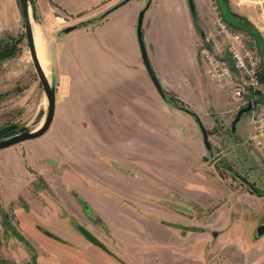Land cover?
<instances>
[{
	"label": "crops",
	"instance_id": "obj_1",
	"mask_svg": "<svg viewBox=\"0 0 264 264\" xmlns=\"http://www.w3.org/2000/svg\"><path fill=\"white\" fill-rule=\"evenodd\" d=\"M121 1L32 0L36 18L48 19L59 12L76 23L91 22L58 35L54 41L49 57L54 83L52 122L57 115L69 119L60 120L55 150L44 151L38 166L30 158L29 167L40 176H14L6 184L11 187L10 198L15 187L25 195L15 194L21 209L39 211L44 205H54L47 192L76 218V192L96 211L116 212L117 219L129 221L131 209L144 210L148 203L161 206L152 182L159 177L171 179L166 165L179 161L167 153L169 150L201 158L213 148L212 137L224 133L228 137L238 130L234 124L233 130L230 126L227 131L231 115L238 110L235 103L204 74L198 56L197 41L211 24V0H191L194 17L188 0H148L140 25L148 63L162 92L170 93L196 114L207 132L208 149L194 118L155 89L141 60L136 19L146 0ZM226 3L256 27L264 42V0ZM71 49L78 50V57L71 55ZM39 55L44 65L43 49ZM83 115L99 117L100 128L92 127L100 133L99 138L82 133ZM248 128L251 131V126ZM238 144L234 142V148ZM161 166L165 171L161 172ZM20 171L26 174L24 165Z\"/></svg>",
	"mask_w": 264,
	"mask_h": 264
},
{
	"label": "rangeland",
	"instance_id": "obj_2",
	"mask_svg": "<svg viewBox=\"0 0 264 264\" xmlns=\"http://www.w3.org/2000/svg\"><path fill=\"white\" fill-rule=\"evenodd\" d=\"M210 5L213 12L215 1ZM35 21L46 77L54 86L49 69L54 41L62 36L63 27L79 22L59 12ZM6 51L9 55L4 56ZM71 51L78 57L77 49ZM45 110L46 98L31 63L19 1L0 0V128L16 125L34 130ZM191 117L199 127L198 119ZM249 117V111L242 113L235 123L238 130L230 136L212 137L213 148L201 158L169 150L179 161L166 165L171 179L159 177L152 182L146 178L158 189L161 206L148 203L144 210L131 209L127 222L117 219L116 212L96 211L73 191L76 218L46 191L54 205L39 211L21 209L17 187L10 198L11 187L6 184L11 178L40 176L29 167L30 158L38 166L44 151L55 150L60 120L69 119L57 115L41 136L0 149V264H264V233L255 234L256 225L264 224V146L247 141ZM80 119L83 134H96L92 127L100 128L99 117ZM234 142L238 147L234 148ZM163 145L167 146L164 141ZM22 165L26 174L20 171ZM166 167L161 166V172ZM193 200L202 205L195 206Z\"/></svg>",
	"mask_w": 264,
	"mask_h": 264
},
{
	"label": "built area",
	"instance_id": "obj_3",
	"mask_svg": "<svg viewBox=\"0 0 264 264\" xmlns=\"http://www.w3.org/2000/svg\"><path fill=\"white\" fill-rule=\"evenodd\" d=\"M211 24L197 41L198 56L204 74L216 89L228 95L236 108L252 104L247 141L255 147L264 146V104L253 105L261 94L260 59L252 39L227 24L214 6ZM264 18V12L261 13Z\"/></svg>",
	"mask_w": 264,
	"mask_h": 264
},
{
	"label": "water",
	"instance_id": "obj_4",
	"mask_svg": "<svg viewBox=\"0 0 264 264\" xmlns=\"http://www.w3.org/2000/svg\"><path fill=\"white\" fill-rule=\"evenodd\" d=\"M18 1L20 4L22 23H23V27H24V36L26 39L31 63H32V66L34 68L35 74L37 76L38 82H39V84L42 88V91L45 95V98H46V110H45L44 119L38 128H36L34 130H27V129H25V127H20L18 129L17 133L0 139V149L21 143L22 141H25V140L35 139V138L41 136L42 134H44L48 130V128L52 122L53 114H54V86L49 84L47 77L45 76L43 70L41 69V66L38 62V59H37V56L35 53L34 44H33L32 31H31V26H30V21H29V11H30L31 18L34 21H35V18L33 15L32 8H31V0H18ZM124 1H126V0H122L121 3H123ZM214 1H215L216 7L218 8V11H219L221 17L223 18V20L227 24H229L230 26H232L233 28H235L237 30H240V31L248 34L252 38V40L256 46L258 55H259L261 72L264 74V42H263V39H262L260 33L256 29V27L250 22L246 23V22L239 20L233 14V11H231V9H229L228 4L224 0H214ZM188 5H189L190 9H193V4H192L191 0H188ZM143 10L144 9L139 10V12L137 14V19H136V37H137V42H138V46H139V50H140L141 60H142L144 66L146 68V71H147L149 78H150L152 84L154 85L155 89L159 93L163 94L162 90L160 88V84H159L155 74L153 73V71H152V69L148 63L147 56L145 53V49L143 46V42L141 39L140 25H141ZM55 14H57V13H55ZM76 27H77V24H71V25L63 27L61 29V31L63 33H67L69 31L75 29ZM256 104H264V94L258 95L253 100V105H256ZM251 106H252V104L250 102H248L245 106L240 107L236 111L235 117L233 118V120L231 122V129L232 130H233L234 124L237 121V119L239 118V116L244 112L250 111ZM198 125H199V128L201 129L203 144H204L205 148L208 149L209 148V142L207 140V132L199 122H198ZM263 233H264V225L263 224L258 225L255 228V234L257 236H260ZM212 235H215L214 231L212 232Z\"/></svg>",
	"mask_w": 264,
	"mask_h": 264
},
{
	"label": "trees",
	"instance_id": "obj_5",
	"mask_svg": "<svg viewBox=\"0 0 264 264\" xmlns=\"http://www.w3.org/2000/svg\"><path fill=\"white\" fill-rule=\"evenodd\" d=\"M225 2H227V0H224ZM125 2V1H124ZM117 5L113 6L112 8L116 7ZM31 8H32V11H33V15H34V18L36 19V16H35V8H34V4L31 0ZM112 8L108 9L106 12H108L109 10H111ZM218 9V8H217ZM191 10V15L194 17V9H190ZM105 12V13H106ZM233 14L241 21L243 22H246V23H249L248 20H246L245 18L239 16L237 13L233 12ZM104 15V14H103ZM89 22H91L90 20H87V21H83V22H79L77 23V27H80V26H85L87 25ZM246 34V33H245ZM248 35V34H246ZM249 36V35H248ZM250 37V36H249ZM251 38V37H250ZM252 39V38H251ZM6 55H9V52L4 54V56ZM259 80L260 82H264V74L262 72H260L259 74ZM163 95L165 96V99H167V101H170L172 102L175 106H177L178 108L180 109H183L185 111H187L188 113H190L191 115H193L194 117L197 118V116L191 111L189 110L181 101L177 100L176 98H174L170 93H165V92H162ZM261 94H264V90L261 92ZM18 127L16 125H11V126H7V127H3V128H0V139L1 138H4V137H7V136H10L12 134H15L18 132ZM264 194V193H262Z\"/></svg>",
	"mask_w": 264,
	"mask_h": 264
},
{
	"label": "bare ground",
	"instance_id": "obj_6",
	"mask_svg": "<svg viewBox=\"0 0 264 264\" xmlns=\"http://www.w3.org/2000/svg\"><path fill=\"white\" fill-rule=\"evenodd\" d=\"M29 21H30V26H31V31H32V38H33V44H34V48H35V53H36L38 62L40 64V66H41V69L43 70V72H44V74L46 76L45 69H44V65L42 63L43 61L41 62L40 55H39V53H40V39H41L39 37V29H38V26H37V22L34 21L31 18L30 11H29Z\"/></svg>",
	"mask_w": 264,
	"mask_h": 264
},
{
	"label": "flooded vegetation",
	"instance_id": "obj_7",
	"mask_svg": "<svg viewBox=\"0 0 264 264\" xmlns=\"http://www.w3.org/2000/svg\"><path fill=\"white\" fill-rule=\"evenodd\" d=\"M251 186H252V185H251ZM263 193H264V192H263ZM261 224H263V223H261V222H260V223H258V224L256 225V227H257L258 225H261ZM263 225H264V224H263ZM256 227H255V228H256Z\"/></svg>",
	"mask_w": 264,
	"mask_h": 264
}]
</instances>
